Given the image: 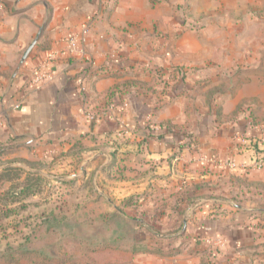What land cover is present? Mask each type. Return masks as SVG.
I'll return each instance as SVG.
<instances>
[{
    "label": "crops",
    "instance_id": "0c3cea01",
    "mask_svg": "<svg viewBox=\"0 0 264 264\" xmlns=\"http://www.w3.org/2000/svg\"><path fill=\"white\" fill-rule=\"evenodd\" d=\"M118 1L117 5L112 0H0V157L48 161L85 144L80 169L95 165V178L105 175L106 180L118 170L122 197L145 195V202L155 207L176 193L195 190L179 230L223 240L216 264H264V164L252 168L257 149L264 151V125L253 123L250 113L218 123L209 110L181 111L187 87L185 81L174 79L167 95L158 99L161 109L151 117L155 130L167 121L176 127L166 131L162 126L161 136H148L145 111L151 104L142 87L153 82V72L136 71L133 61L140 59L116 51L126 24L115 17L139 4ZM83 27L89 28L86 41L69 51L67 40ZM35 67L50 78L30 84ZM130 81L137 86L108 96L113 87ZM242 95L253 106L264 100L262 94L251 97L235 90L222 101L232 103V108L222 113L237 108ZM256 116L264 117V110ZM134 178L137 183L132 184ZM129 188L132 192H127ZM160 221V232L179 234L173 232L174 214L161 216ZM163 242H154L153 251L172 262L181 260L179 264H201L204 243L196 246L192 239L179 254L168 256L173 244Z\"/></svg>",
    "mask_w": 264,
    "mask_h": 264
},
{
    "label": "rangeland",
    "instance_id": "374dc122",
    "mask_svg": "<svg viewBox=\"0 0 264 264\" xmlns=\"http://www.w3.org/2000/svg\"><path fill=\"white\" fill-rule=\"evenodd\" d=\"M134 2L139 7L123 9L115 17L126 24L116 51L140 59L133 61L138 72L145 69L155 74L154 67L165 69L163 78L155 75L153 82L146 83L155 101L162 96L170 68L185 73L187 90L181 111H229L232 103L222 101L235 90L264 96V1H128ZM142 88L147 91L146 86ZM257 102L253 106L242 95L232 112L250 113L253 122L264 125V117L256 116L263 112L264 100ZM148 122L151 127L157 125L153 117ZM74 147L48 161L0 157V264L182 262L153 251L155 233L144 217L149 215L144 210L153 207L145 202L147 196L122 197L118 170L107 180L105 175L95 178V165L82 171L88 147ZM262 156L257 159L263 166ZM129 198L135 212L133 205L123 204ZM140 200L145 203L137 204ZM46 217H52L49 229L43 224Z\"/></svg>",
    "mask_w": 264,
    "mask_h": 264
},
{
    "label": "trees",
    "instance_id": "16d2710c",
    "mask_svg": "<svg viewBox=\"0 0 264 264\" xmlns=\"http://www.w3.org/2000/svg\"><path fill=\"white\" fill-rule=\"evenodd\" d=\"M102 71L103 69H99L98 71ZM153 70H155V74H153V76L151 77V79H154L157 75V77L159 78H163L164 72L162 68H157L154 67ZM169 74L170 76L168 77L169 80L165 81L163 83V88L162 91H160V95H167L168 92V88L170 86V80H174L175 82H178L179 80L184 81L185 79V73L182 69H177V68H170L169 69ZM144 86H146L147 88V94H149V91L152 90L151 86L148 84H143ZM137 86V82L135 81H130V82H124L122 84V87H113L111 90H109L108 92V96L110 98L114 97L115 95L121 93L122 91H129L131 89V87H136ZM153 91V90H152ZM154 92V91H153ZM150 96V100L149 103L151 104L150 108L147 110V112L145 111V126L144 128L147 129V135L152 137V136H161V128L162 126H164L165 130H170L174 127H176L173 123L171 122H164L160 125L161 128H159L158 130H155L154 128H152L150 126V123L148 122V118L153 116L157 111H159L162 107V105L160 104L158 98L155 101V97L153 94H149ZM161 97V96H160ZM161 100V99H160ZM160 104V105H158ZM214 116H215V121L216 122H223L225 120L228 119H233L234 117H236L237 115V111L231 112L230 114H222L221 110L217 109L216 111H214ZM253 123L256 124V122L254 121ZM190 143H194V139H193V135L188 134ZM256 154L258 157H260L261 154H263V156L261 157V159H264V151L263 150H259L257 149ZM259 159V158H258ZM196 196V192L195 190H191V194L189 193H176L174 195L171 196L169 201H162L160 202L157 206L152 207L151 209H145L144 212H148L149 216L147 217L146 215L144 217H147V222L148 225L154 230L155 233V239L154 242L155 243H160V239H163L164 242L169 243V244H173V246L168 250L167 255L168 256H174L177 255L181 252L182 249H184L185 247H188L189 243H191V240L194 239L195 240V245L199 246V242L203 243L204 238H206V236H202L200 235V233H197L195 236L191 235L189 232L186 234L185 232H181L177 235H165L164 232H160L159 230L161 229H157L158 226H162V223L160 221V217L161 216H170L172 214H174V217L177 219V221H175V225L173 227V232H177L179 229L182 228V215L183 212L186 208V205L190 203L191 199L193 197ZM137 201V200H136ZM133 205L132 206V210L135 212L136 210V206L132 201V198L127 199L126 201H124V205L128 207V205ZM138 204V202H137ZM158 215V216H157ZM160 215V217H159ZM52 217H46L45 221L43 220V224H46L47 227L46 229H49V227L51 226V220ZM159 232V234H161V236L157 235V233ZM163 242V243H164ZM189 249V248H188ZM219 252V248H213L210 250H207L206 248L202 249V253H203V259L201 264H216V258L217 255L215 254V251ZM190 253H192L193 251H190Z\"/></svg>",
    "mask_w": 264,
    "mask_h": 264
},
{
    "label": "built area",
    "instance_id": "2783aa9c",
    "mask_svg": "<svg viewBox=\"0 0 264 264\" xmlns=\"http://www.w3.org/2000/svg\"><path fill=\"white\" fill-rule=\"evenodd\" d=\"M88 34V28L87 27H83L81 29V32L79 35H75L70 37L67 40V47L69 51H73L76 49L78 43H84L86 41V35ZM50 78V74L44 71H40L39 68L35 67L34 69H32V75L29 79L30 84L32 85H36V84H40L42 82H44L46 79ZM78 85H79V89L82 93L85 94V86H84V80L82 78L78 79ZM91 118H93V116H90ZM154 128V127H152ZM262 163L259 159L256 160V162H254L252 168L255 169H259L261 168ZM222 241L221 239L218 238H209L206 237L203 240V243L205 244V248L207 250L213 249V248H219L220 245H222ZM215 254L217 253L216 250L214 251Z\"/></svg>",
    "mask_w": 264,
    "mask_h": 264
},
{
    "label": "water",
    "instance_id": "95a60500",
    "mask_svg": "<svg viewBox=\"0 0 264 264\" xmlns=\"http://www.w3.org/2000/svg\"><path fill=\"white\" fill-rule=\"evenodd\" d=\"M41 33V28L39 29L36 37L34 38V40L31 42V44L26 48V50L24 51V53L22 54L19 63L22 64L24 62V60L26 59L27 55L29 54L30 50L32 49V47L34 46V44L36 43L37 39L39 38Z\"/></svg>",
    "mask_w": 264,
    "mask_h": 264
}]
</instances>
